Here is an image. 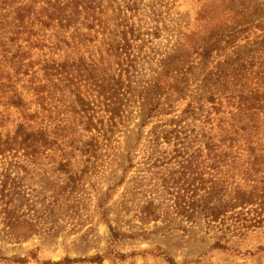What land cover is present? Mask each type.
<instances>
[{
  "label": "rangeland",
  "instance_id": "rangeland-1",
  "mask_svg": "<svg viewBox=\"0 0 264 264\" xmlns=\"http://www.w3.org/2000/svg\"><path fill=\"white\" fill-rule=\"evenodd\" d=\"M49 1L57 0H0V136L12 134L23 122L21 109L14 105L15 97L21 96L29 109L30 129L45 132L53 141L52 147L39 145L37 153L19 147L0 153V256L27 257L37 251L39 259L47 262L106 255L114 248L140 254L114 264H167L144 254L161 248L177 262L264 264L261 254L241 256L212 250L214 232L207 235L204 226L187 222L176 213L172 195L163 183L174 165L155 163L160 154L152 157L150 134L153 126L180 114L207 88L224 91L226 85L232 90L264 94V28L252 27L240 41L223 45L209 62L195 56L174 113L154 118L143 128V137L129 155V147L144 124L143 99L136 95L138 101L126 108V113L132 114L118 133L109 130L108 117L99 107L88 130L87 118L76 101V92L87 95L88 89L79 81L47 76L41 64L50 50L33 47L35 40L51 37L53 30H41L35 23L27 30L17 27L18 8L32 4L41 8ZM171 6L172 2L165 1L160 7V20L178 30L189 14L180 15ZM30 30L35 33L32 38ZM171 33L164 30L161 38L154 40L153 50H148L138 79L141 87L155 82L166 61L162 60L174 53ZM19 53L25 54L23 67L17 64ZM161 142V152L171 151ZM129 160L133 168L125 172ZM151 200L154 207L149 209ZM110 227L122 236L118 243L113 242ZM230 244L241 253L255 250L264 245V229L243 238L236 236ZM104 264L113 263L105 260Z\"/></svg>",
  "mask_w": 264,
  "mask_h": 264
},
{
  "label": "trees",
  "instance_id": "trees-1",
  "mask_svg": "<svg viewBox=\"0 0 264 264\" xmlns=\"http://www.w3.org/2000/svg\"><path fill=\"white\" fill-rule=\"evenodd\" d=\"M158 1L172 2V9L180 15L189 14L182 19L181 28L171 29L160 20L163 4ZM263 13L264 0H57L41 8L35 4L22 6L15 11V19L19 29H30L35 23L41 30H53L51 37L35 40L33 47L50 50V56L41 64L47 76L79 81L88 89L87 95L76 92L88 130L94 125L95 108L99 107L108 117L109 130L118 133L132 114H127L126 108L138 101L136 95L143 99L146 116L136 142L129 147L131 155L143 137V128L154 118L174 113L176 101L183 98L187 86L183 85L195 56L209 62L223 45L229 47L240 41L252 27L264 28ZM164 30L172 32L174 53L162 60L166 61L155 82L141 87L138 79L149 57L148 50H153L154 40L160 39ZM28 33L30 38L35 34L32 30ZM24 57V53L19 56L20 67ZM223 87L224 91L207 88L180 114L153 126L152 157L159 153L155 163L161 166L173 163L163 183L172 195L174 210L187 222L204 226L207 235L214 232L212 250L264 255V245L241 253L230 244L236 236L243 238L264 229V94ZM15 98L14 105L21 109L24 120L12 134L0 136V153L17 147L37 153L39 145L52 147L53 141L45 132L30 129L29 109L21 96ZM161 140L171 151L159 150ZM132 168L129 160L125 172ZM153 207L151 200L147 208ZM110 229L113 242L118 243L122 236ZM144 254L167 264L194 263L177 262L161 248ZM138 255L112 248L106 255L44 262L37 251H32L27 257L0 256V261L104 264L109 260L114 264Z\"/></svg>",
  "mask_w": 264,
  "mask_h": 264
}]
</instances>
